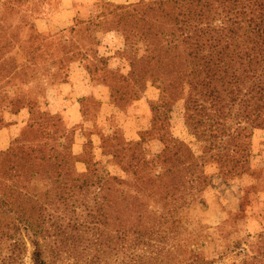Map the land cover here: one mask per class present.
I'll use <instances>...</instances> for the list:
<instances>
[{"label": "trees", "instance_id": "trees-1", "mask_svg": "<svg viewBox=\"0 0 264 264\" xmlns=\"http://www.w3.org/2000/svg\"><path fill=\"white\" fill-rule=\"evenodd\" d=\"M70 3L75 12L73 0ZM2 17L0 69L9 62V49L15 45L13 38H5L10 26L1 25ZM30 28L32 45L46 40L35 24ZM87 31L123 37L124 48L118 54L129 63L124 80L134 83L135 99L149 83L159 90L155 119L140 141H127L118 129L102 138L111 146L107 155L115 166L130 175L126 179L95 167L94 157L83 162L86 171L79 173L76 163L82 161L74 153V142L63 144L61 119L52 125L55 137L43 147L27 152V141L17 138L13 148L0 152V264H19L28 244L33 264H55L62 249L74 247L73 231L85 239L87 217L81 221L72 213L87 195L95 204L100 201L104 219L111 220L110 213L119 210L120 201L129 209L132 200L145 199L150 192L147 197L155 205L139 213L143 229L126 230L123 218L119 239L122 248H164L131 260L132 264H217L221 260L264 264V231L247 233L228 246L232 249L207 259L190 243L195 233L175 239L176 231L171 230L180 229L174 215L197 203L209 187V167L225 176L250 170L254 132L264 129V0H151L128 5L107 1L87 20ZM95 53V64L87 65V72L105 76L108 58ZM15 64L8 74L17 70ZM149 67L163 75L149 78ZM7 79L10 76L0 72V83ZM109 87L114 90L112 84ZM179 100L184 101L200 155L168 129L161 133L164 129L158 126L159 122L167 126L171 104ZM27 126L31 134L51 135L40 116ZM154 134L162 145L158 161L144 155L146 137ZM102 147L106 149L105 144Z\"/></svg>", "mask_w": 264, "mask_h": 264}, {"label": "rangeland", "instance_id": "rangeland-1", "mask_svg": "<svg viewBox=\"0 0 264 264\" xmlns=\"http://www.w3.org/2000/svg\"><path fill=\"white\" fill-rule=\"evenodd\" d=\"M70 1L0 0L1 25L10 26L5 38H13L15 42L9 49V62L0 69L2 75L11 78L0 83V152L13 148L17 138L27 141V152L37 145L43 147L55 137L56 129L52 125L56 119H61L63 144L74 142V153H78L76 155L82 161L76 163L79 173L86 171L85 163L94 157L91 163L97 161L95 167L126 179L130 175L115 166L107 155L111 146L102 138L118 129L127 141H140L141 133L150 130L155 119L153 108L159 102L160 92L149 83L135 99L134 83L124 80L128 78L125 76L129 63L118 54L124 48L123 37L104 31L90 33L87 20L95 17L99 7L107 1L128 5L151 0H73L75 12ZM33 24L46 38L34 45L30 40ZM90 35L95 40L90 41ZM97 40L101 43L96 44ZM18 45L22 47L19 49ZM95 52L104 59L108 58L105 76L87 72V65L95 64ZM13 64L17 65V70L8 74ZM146 72L149 78L163 75L162 71L150 67ZM171 106L167 126L164 122L158 124L164 129L161 133L168 129L173 137L185 141L200 155V147L191 135L186 119L184 101L179 100ZM39 116L49 125L47 132L51 135L48 137L29 132V120ZM155 137L156 134L146 137L144 155L149 160L158 161L162 145ZM253 143L255 153L246 174L225 176L217 168L209 167V187L201 198L174 215L180 226L178 230L171 229L176 231L175 239H183L189 232L195 233L190 243L197 246L207 259L218 258L232 249L228 246L247 233L264 231V129L255 130ZM48 149L47 145L45 151ZM123 168L126 169L127 164H123ZM147 195L152 193L146 194L145 199L132 200L129 209L120 201L119 210L113 209L110 213L111 220L104 219L100 201L95 204L88 195L85 202L78 201L72 216L81 221L87 217V221L84 220L87 227L84 229L85 239L79 237L77 230L73 231L76 235L71 240L74 247L62 249L55 264H123L124 261L132 264L131 260L163 250L164 247H121L120 221L127 220L124 224L126 230L133 227L141 231L139 213L155 205ZM93 221L95 225L90 223ZM31 254L28 244L19 264H33ZM224 263L225 260H221L217 264Z\"/></svg>", "mask_w": 264, "mask_h": 264}, {"label": "crops", "instance_id": "crops-1", "mask_svg": "<svg viewBox=\"0 0 264 264\" xmlns=\"http://www.w3.org/2000/svg\"><path fill=\"white\" fill-rule=\"evenodd\" d=\"M67 12L70 14V11L67 9Z\"/></svg>", "mask_w": 264, "mask_h": 264}]
</instances>
